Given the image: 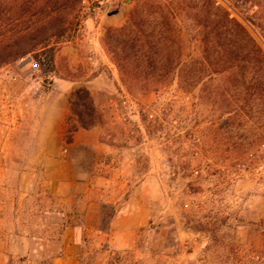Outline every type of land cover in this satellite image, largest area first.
<instances>
[{
    "label": "rangeland",
    "instance_id": "374dc122",
    "mask_svg": "<svg viewBox=\"0 0 264 264\" xmlns=\"http://www.w3.org/2000/svg\"><path fill=\"white\" fill-rule=\"evenodd\" d=\"M231 2L0 0V55L36 47L0 67V264H264V0Z\"/></svg>",
    "mask_w": 264,
    "mask_h": 264
},
{
    "label": "trees",
    "instance_id": "16d2710c",
    "mask_svg": "<svg viewBox=\"0 0 264 264\" xmlns=\"http://www.w3.org/2000/svg\"><path fill=\"white\" fill-rule=\"evenodd\" d=\"M131 48L132 47H127V49H131ZM35 50H36V47H33L31 49L23 50L22 52H19V53L11 52L10 55H6L4 57L0 55V67L14 60H17L18 58L24 57L27 54L35 52ZM131 52L132 51H130V53L128 54L129 57L131 55ZM145 54H146L145 58L149 61L150 60L149 52ZM148 93L149 92L146 91L144 94H148ZM72 105L73 107L77 108V109H73V115L77 117V122L79 123L80 127L90 128L98 124L97 111L95 109L90 93L87 90L85 89L77 90L73 94ZM79 107H84V108L89 109L90 113H85L81 110H78Z\"/></svg>",
    "mask_w": 264,
    "mask_h": 264
},
{
    "label": "built area",
    "instance_id": "2783aa9c",
    "mask_svg": "<svg viewBox=\"0 0 264 264\" xmlns=\"http://www.w3.org/2000/svg\"><path fill=\"white\" fill-rule=\"evenodd\" d=\"M130 0H82V7L86 11L108 12L119 8L124 2ZM218 5L223 6L231 15H235V7L231 0H216Z\"/></svg>",
    "mask_w": 264,
    "mask_h": 264
},
{
    "label": "crops",
    "instance_id": "0c3cea01",
    "mask_svg": "<svg viewBox=\"0 0 264 264\" xmlns=\"http://www.w3.org/2000/svg\"><path fill=\"white\" fill-rule=\"evenodd\" d=\"M80 253L77 241L70 240L65 245L64 254L56 257L52 264H81Z\"/></svg>",
    "mask_w": 264,
    "mask_h": 264
},
{
    "label": "water",
    "instance_id": "95a60500",
    "mask_svg": "<svg viewBox=\"0 0 264 264\" xmlns=\"http://www.w3.org/2000/svg\"><path fill=\"white\" fill-rule=\"evenodd\" d=\"M116 12H118L117 10L116 11H114V13H116Z\"/></svg>",
    "mask_w": 264,
    "mask_h": 264
}]
</instances>
